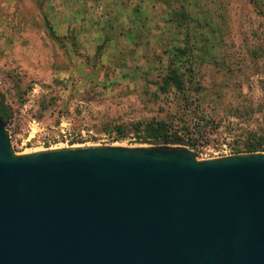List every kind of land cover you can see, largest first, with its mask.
<instances>
[{
    "label": "rangeland",
    "instance_id": "rangeland-1",
    "mask_svg": "<svg viewBox=\"0 0 264 264\" xmlns=\"http://www.w3.org/2000/svg\"><path fill=\"white\" fill-rule=\"evenodd\" d=\"M33 2L0 0V106L15 154L158 146L142 136L156 122L190 147L165 146L199 161L264 137V0H152L136 27L85 12L65 29L61 10L50 19ZM169 66L181 93L159 91Z\"/></svg>",
    "mask_w": 264,
    "mask_h": 264
},
{
    "label": "water",
    "instance_id": "water-1",
    "mask_svg": "<svg viewBox=\"0 0 264 264\" xmlns=\"http://www.w3.org/2000/svg\"><path fill=\"white\" fill-rule=\"evenodd\" d=\"M0 264H264V152L15 154L0 116Z\"/></svg>",
    "mask_w": 264,
    "mask_h": 264
},
{
    "label": "crops",
    "instance_id": "crops-1",
    "mask_svg": "<svg viewBox=\"0 0 264 264\" xmlns=\"http://www.w3.org/2000/svg\"><path fill=\"white\" fill-rule=\"evenodd\" d=\"M23 1L32 5L35 0H32L31 3H28V0ZM151 1L152 0H43L44 4L41 12L42 14L47 13L48 18L52 19V14H56L61 10V22L64 29L66 27L75 26L72 25V22L79 23L80 21H84L83 13L85 12L93 13V17H91L92 20L94 19V13H96V16L100 13H105L104 16L107 18L106 20H115L116 23L112 22L111 24H116L118 28L126 26L136 27L135 23L138 25L142 24L145 17L142 14L148 11L149 6H151L150 4H152ZM14 2H16V0H14ZM162 4H164V0H159L157 6ZM162 9H164L163 6ZM134 12H138L139 16H134ZM123 13L131 14L130 18L125 20L127 22L126 24L122 18ZM111 15L113 16L111 17ZM109 16L110 18H108ZM139 17L142 18L140 20L141 24L138 23ZM83 27V25L80 26V28Z\"/></svg>",
    "mask_w": 264,
    "mask_h": 264
},
{
    "label": "trees",
    "instance_id": "trees-1",
    "mask_svg": "<svg viewBox=\"0 0 264 264\" xmlns=\"http://www.w3.org/2000/svg\"><path fill=\"white\" fill-rule=\"evenodd\" d=\"M161 85L159 86V91L165 92L166 89L172 87L176 92L184 91V75L181 73L177 67H167L165 74L162 76ZM0 116L3 121L6 119L7 114L5 108L0 106ZM264 124V123H263ZM264 127V126H263ZM168 128H166V124L163 122H156L154 124L146 125L143 130V138L152 140L153 145H172V146H184L190 147L188 143L179 139L175 135H171L168 133ZM264 132V128H263ZM259 142H255L253 144L247 145L245 147V153L249 152H264V137L259 136ZM261 141V142H260ZM237 153V152H235Z\"/></svg>",
    "mask_w": 264,
    "mask_h": 264
},
{
    "label": "bare ground",
    "instance_id": "bare-ground-1",
    "mask_svg": "<svg viewBox=\"0 0 264 264\" xmlns=\"http://www.w3.org/2000/svg\"><path fill=\"white\" fill-rule=\"evenodd\" d=\"M77 147H79V146H73V147H71V148H77ZM39 151V150H38Z\"/></svg>",
    "mask_w": 264,
    "mask_h": 264
}]
</instances>
